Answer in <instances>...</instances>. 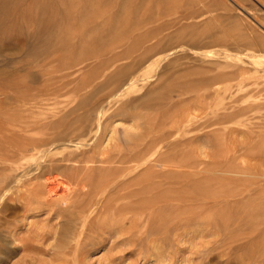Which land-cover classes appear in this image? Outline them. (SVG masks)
<instances>
[{
	"label": "rangeland",
	"instance_id": "obj_1",
	"mask_svg": "<svg viewBox=\"0 0 264 264\" xmlns=\"http://www.w3.org/2000/svg\"><path fill=\"white\" fill-rule=\"evenodd\" d=\"M0 11V119L118 88L85 141L84 157L113 162L91 167L102 207L92 217L48 200L77 189L68 170L39 194L1 193L0 264H264V0H0ZM179 39L195 45L178 47L182 66L136 77ZM12 176L0 161L1 192Z\"/></svg>",
	"mask_w": 264,
	"mask_h": 264
},
{
	"label": "bare ground",
	"instance_id": "obj_2",
	"mask_svg": "<svg viewBox=\"0 0 264 264\" xmlns=\"http://www.w3.org/2000/svg\"><path fill=\"white\" fill-rule=\"evenodd\" d=\"M234 8L235 7H233V9ZM186 31L187 30H185V32ZM179 46L184 47V50L187 52H192L193 47H195L192 41L186 42L179 39L174 43L173 47L158 48L154 51V56H150L145 66L152 68V70L140 76L136 75V77L143 78L146 77L147 74H152L165 59L177 60L176 63L168 65L166 67L167 69L171 68L175 70L182 66L183 61H179L178 59L182 57L179 52L183 50V48H178ZM121 53L122 52H120V54ZM166 56L167 58H165ZM165 76L171 77L170 72ZM111 87L112 85H107L101 89H97L95 95H98L102 91H106V93L100 97L98 96L96 100L90 103L75 106L63 105L51 112H26L24 114L13 115L10 118H1L0 161L8 164L10 170L13 171V176L7 183L8 186L6 191L4 186L0 194L5 192L3 193V196H5L10 189L18 187H24L29 194L38 193V188H36L37 186H35V184L37 185L39 181L44 180L46 185H54L55 183H51V179L47 177L52 173L65 172L68 170V173L74 178L77 189H66L61 191L60 188L59 191L56 188L57 191H47L49 194L48 200L59 203L64 210L76 208L84 215H92L93 217L95 206L102 207L103 202L100 200L107 194V189L103 190V185L105 183L92 178L90 179V172L93 171L91 168L93 166L92 164L99 163L102 165L104 163L113 162L110 161L109 157H84L85 153H87L91 147V143L87 145L85 141L87 134L92 131L97 122V119L91 120L89 118L90 115L98 113L97 117L101 118L100 116L102 115L104 105L102 102L106 99H115L118 93V88L110 89ZM88 138H90V136ZM237 204H239V202ZM177 207L178 204L173 202L170 212L173 213L174 210H177ZM254 209L255 207H251V210ZM123 210H125L124 207L117 208L118 212ZM107 211L108 216H113L116 210L114 211V209L111 208L109 211L108 208ZM201 213L204 212L197 211L196 214H193L190 218H196ZM254 214L256 216L259 215V213ZM254 214L247 216L252 217ZM96 216L101 220L103 219V215Z\"/></svg>",
	"mask_w": 264,
	"mask_h": 264
}]
</instances>
